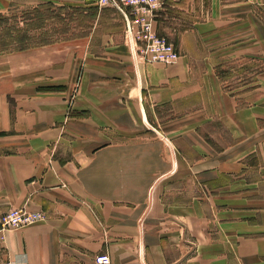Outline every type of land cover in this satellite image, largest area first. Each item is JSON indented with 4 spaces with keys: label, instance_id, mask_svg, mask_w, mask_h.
Listing matches in <instances>:
<instances>
[{
    "label": "crops",
    "instance_id": "0c3cea01",
    "mask_svg": "<svg viewBox=\"0 0 264 264\" xmlns=\"http://www.w3.org/2000/svg\"><path fill=\"white\" fill-rule=\"evenodd\" d=\"M153 23L175 63L128 37L0 52V214H45L0 264H264V0H167Z\"/></svg>",
    "mask_w": 264,
    "mask_h": 264
},
{
    "label": "rangeland",
    "instance_id": "374dc122",
    "mask_svg": "<svg viewBox=\"0 0 264 264\" xmlns=\"http://www.w3.org/2000/svg\"><path fill=\"white\" fill-rule=\"evenodd\" d=\"M124 10L132 21L130 8ZM163 37L177 50L176 43ZM125 40L124 19L106 0H0V52L60 43L73 45L87 58L104 45L109 55L118 53L127 47ZM59 83L49 88H61Z\"/></svg>",
    "mask_w": 264,
    "mask_h": 264
},
{
    "label": "built area",
    "instance_id": "2783aa9c",
    "mask_svg": "<svg viewBox=\"0 0 264 264\" xmlns=\"http://www.w3.org/2000/svg\"><path fill=\"white\" fill-rule=\"evenodd\" d=\"M110 5L118 8L124 14L126 37L128 32L135 42H141L140 56L149 63L162 62L166 64L175 63L178 52L174 45L163 36H159L152 27L151 22L167 0H106ZM126 7L130 8L133 18L127 14ZM134 24V26H133ZM136 25V30H135ZM134 32V39H133ZM129 38V37H128ZM42 210L30 211L23 207H11L0 214V248L3 246L5 232L17 229L25 225L44 219ZM96 264H110L111 259L107 253L95 255Z\"/></svg>",
    "mask_w": 264,
    "mask_h": 264
},
{
    "label": "trees",
    "instance_id": "16d2710c",
    "mask_svg": "<svg viewBox=\"0 0 264 264\" xmlns=\"http://www.w3.org/2000/svg\"><path fill=\"white\" fill-rule=\"evenodd\" d=\"M29 46H26V45H22V46H18L16 49L13 48V49H9V50H19V49H23V48H27ZM3 51H6V50H3Z\"/></svg>",
    "mask_w": 264,
    "mask_h": 264
},
{
    "label": "water",
    "instance_id": "95a60500",
    "mask_svg": "<svg viewBox=\"0 0 264 264\" xmlns=\"http://www.w3.org/2000/svg\"><path fill=\"white\" fill-rule=\"evenodd\" d=\"M117 10L119 11V13L122 15V17L124 18V14L117 8ZM128 37H129V40L131 41L132 40V36L130 34V32H128Z\"/></svg>",
    "mask_w": 264,
    "mask_h": 264
}]
</instances>
